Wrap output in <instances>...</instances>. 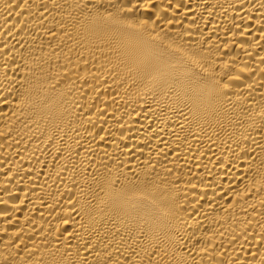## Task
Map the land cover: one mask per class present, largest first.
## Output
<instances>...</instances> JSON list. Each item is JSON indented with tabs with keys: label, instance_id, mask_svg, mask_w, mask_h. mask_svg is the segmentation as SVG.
Masks as SVG:
<instances>
[{
	"label": "bare ground",
	"instance_id": "bare-ground-1",
	"mask_svg": "<svg viewBox=\"0 0 264 264\" xmlns=\"http://www.w3.org/2000/svg\"><path fill=\"white\" fill-rule=\"evenodd\" d=\"M0 264H264V0H0Z\"/></svg>",
	"mask_w": 264,
	"mask_h": 264
}]
</instances>
